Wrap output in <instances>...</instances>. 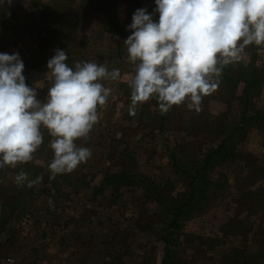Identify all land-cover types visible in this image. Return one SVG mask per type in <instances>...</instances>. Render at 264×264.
<instances>
[{"label": "rangeland", "instance_id": "374dc122", "mask_svg": "<svg viewBox=\"0 0 264 264\" xmlns=\"http://www.w3.org/2000/svg\"><path fill=\"white\" fill-rule=\"evenodd\" d=\"M32 1L13 0L15 9L0 11V33L10 44L7 53L21 57L23 74L27 68L32 74L38 100L52 85L46 65L56 48L65 50L70 67L93 62L120 76L100 81L110 95L97 106L88 137L75 141L90 150L86 162L53 176V137L41 128L43 142L30 161L0 168V257L10 264H62V219L77 215V241L88 245V229L97 232L93 264H264V45H246L241 60L223 66L199 110L186 98L162 112L151 98L133 114L135 65L123 41L137 9L158 18L154 0ZM247 74L254 76L250 86ZM122 169L130 175L127 185L101 183ZM20 172L27 180L18 185ZM202 182L206 200L183 207ZM176 211L180 226L169 232L164 223ZM45 230L51 240L37 242Z\"/></svg>", "mask_w": 264, "mask_h": 264}, {"label": "clouds", "instance_id": "9594fccd", "mask_svg": "<svg viewBox=\"0 0 264 264\" xmlns=\"http://www.w3.org/2000/svg\"><path fill=\"white\" fill-rule=\"evenodd\" d=\"M11 3V0H0ZM156 20L137 9L123 41L135 65L130 81L131 111L137 103L155 98L162 112L187 98L199 110L202 97L218 86L223 66L242 59L246 45H264V0H154ZM47 61L52 82L44 101L25 83L18 53H0V168L28 162L43 142L41 128L53 139V176L73 171L91 152L75 141L88 137L98 121L97 106L106 103L111 89L100 83L117 79L93 62L69 66L65 50L56 48ZM16 183L27 180L20 172ZM32 182H29L31 186Z\"/></svg>", "mask_w": 264, "mask_h": 264}, {"label": "crops", "instance_id": "0c3cea01", "mask_svg": "<svg viewBox=\"0 0 264 264\" xmlns=\"http://www.w3.org/2000/svg\"><path fill=\"white\" fill-rule=\"evenodd\" d=\"M22 4H25L24 6H27L31 3V5H34L32 0H23L21 2ZM13 0H11V3H0V11H11L13 6ZM30 6H28L29 8ZM1 17V15H0ZM2 25V26H1ZM1 30L5 27V21L4 19L0 18V28ZM0 30V31H1ZM0 38L2 39L0 41V53H7L10 50V44L3 43L6 38L4 37V33H0ZM7 41V40H6ZM9 54V53H8ZM25 82L27 85L34 86L33 76L29 73V69L27 68V71L25 74ZM17 216V215H14ZM17 218V217H14ZM79 217L77 215H64L62 219V264H93V254H96L98 252V248L93 244V236L97 234L96 231L93 229H88L89 233H86L88 238H90V241L88 242V245H82V241H77V239L80 237L81 230L78 229V226L74 223L75 219H78ZM64 220V221H63ZM92 224V223H91ZM20 231V230H19ZM17 231V232H19ZM31 231V228H30ZM93 232H96L93 236ZM19 234V233H18ZM75 239V242L72 241ZM49 234L45 231H43L42 236L37 242L42 243H48L50 241ZM51 245V244H50ZM15 247L16 244H15ZM48 247V246H47ZM18 249V248H17ZM59 250V249H58ZM59 252V251H58ZM90 255V257L87 259L86 255ZM97 255V254H96ZM84 256L86 258H84ZM14 261L17 260L16 258L13 259ZM88 260V261H86ZM16 262V261H15ZM0 264H10L7 260L3 259V257H0Z\"/></svg>", "mask_w": 264, "mask_h": 264}, {"label": "trees", "instance_id": "16d2710c", "mask_svg": "<svg viewBox=\"0 0 264 264\" xmlns=\"http://www.w3.org/2000/svg\"><path fill=\"white\" fill-rule=\"evenodd\" d=\"M69 21V20H68ZM68 21H65L66 24H68ZM72 21V20H71ZM70 22V21H69ZM74 25V23L72 24ZM229 71V68H227L225 71H223V75ZM239 73H245L242 69H240L238 71V74ZM253 74V73H252ZM252 74H247L246 77L248 82H249V86H250V82H251V79H254V76ZM245 75V74H244ZM250 89H248V92H249ZM247 100V98L245 99ZM241 101H243V98H241ZM260 115V114H259ZM221 129V128H220ZM220 129L218 131H220ZM219 134H221L220 132H218ZM224 144H221L217 149L216 151H218L221 147H223ZM209 161V158L207 159V163ZM173 165H177V161H175V164ZM177 167V166H176ZM126 171L124 169H122V171H120L119 173H107L105 175H103V177L100 179L101 183H104V185L106 187H116L117 185L119 184H124V185H127L128 183L125 182L126 180H128L130 178V175L126 176ZM193 181V180H192ZM193 185V182H191V186ZM200 187L198 188V192H197V196L195 197L193 194H194V191H193V187L191 188L190 192L188 193V201H186L182 206L187 208V209H193L195 207H198L200 205V203L204 200H206V191H207V187L204 186L203 182L200 183L199 185ZM98 187V186H97ZM105 187V188H106ZM155 189L154 187L151 189L153 190ZM156 190V189H155ZM97 191V190H96ZM99 192V191H98ZM190 197V199H189ZM192 198H196L197 200L194 201V202H191L192 201ZM194 200V199H193ZM180 208V207H179ZM178 209V208H177ZM164 226H165V229L169 230V232L173 231L175 228L179 227L180 225L178 224V213L177 211L174 213V215L171 217V219L167 222L164 223ZM167 230V231H168ZM171 230V231H170ZM166 249V252H167V247H165Z\"/></svg>", "mask_w": 264, "mask_h": 264}]
</instances>
